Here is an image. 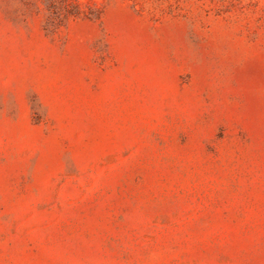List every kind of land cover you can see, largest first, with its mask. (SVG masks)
Here are the masks:
<instances>
[{"label": "rangeland", "instance_id": "rangeland-1", "mask_svg": "<svg viewBox=\"0 0 264 264\" xmlns=\"http://www.w3.org/2000/svg\"><path fill=\"white\" fill-rule=\"evenodd\" d=\"M0 264H264V0H0Z\"/></svg>", "mask_w": 264, "mask_h": 264}]
</instances>
